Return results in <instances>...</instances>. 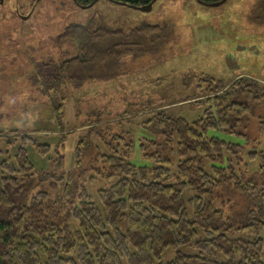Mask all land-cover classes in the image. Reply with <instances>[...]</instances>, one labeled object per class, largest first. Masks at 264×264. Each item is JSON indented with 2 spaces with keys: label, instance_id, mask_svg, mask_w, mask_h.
<instances>
[{
  "label": "trees",
  "instance_id": "1",
  "mask_svg": "<svg viewBox=\"0 0 264 264\" xmlns=\"http://www.w3.org/2000/svg\"><path fill=\"white\" fill-rule=\"evenodd\" d=\"M92 1L75 0L78 5ZM110 1L138 7L156 0ZM164 31L159 25H143L125 34L120 29L90 30L87 25L70 24L58 42H75L78 56L60 64L47 61L35 73L44 89L62 80L81 84L94 77L97 66L118 64L123 51L136 49L139 55L145 54V46L164 38ZM205 79L207 87L198 97L202 101L194 97L181 102L190 104L196 99V105L205 104L203 116L194 121L171 115L169 106L138 111L151 113L147 122L154 136L138 141L150 166L131 162L135 144L131 136L111 133L109 126L98 130L97 120L81 123L91 129L77 141L75 164L89 163L87 170L117 178L110 187L98 189V203L75 183L74 171L41 174L39 181L53 177V188L63 186L55 198L46 191L29 196L36 171L26 145L42 157L51 147L33 139L29 131H13L20 145L13 158L7 156L1 162L0 264H264L260 237L264 232V176L262 180L258 177L264 164L258 174L248 177L228 171L229 163L227 167H205L206 162H223L225 151L237 154L240 150L237 144L206 138V133L213 129L236 133L252 109L264 106V86L247 77L232 83ZM77 129L69 126L60 135L63 138ZM248 155L251 160L258 157ZM62 156L57 160L62 162ZM215 201L220 207L214 206ZM122 220L125 231L120 229ZM240 233L253 239L236 236ZM185 246L196 254L182 252ZM167 249H174L175 255L162 263Z\"/></svg>",
  "mask_w": 264,
  "mask_h": 264
},
{
  "label": "rangeland",
  "instance_id": "2",
  "mask_svg": "<svg viewBox=\"0 0 264 264\" xmlns=\"http://www.w3.org/2000/svg\"><path fill=\"white\" fill-rule=\"evenodd\" d=\"M70 24L87 25L90 30L120 29L125 34L143 25H159L164 27L165 36L155 44L148 43L143 55L136 49L123 51L118 64L97 66L89 81L76 84L62 80L44 89L35 73L39 65L47 61L60 64L78 56L75 42H58ZM242 77L264 86V0H226L218 6L197 0H156L150 11L110 0H98L89 7H81L73 0H3L0 134H7L0 136V174L3 159L13 158L20 145V138L15 139L12 132L29 131L33 139L51 147L48 155L42 157L33 146L26 145L28 159L36 171L29 196L46 191L55 198L63 186L53 188V177L39 181L41 174L74 171L75 183L98 203V189L110 187L117 178H104L87 170L89 163L75 164L77 141L91 129L82 127V122L97 120L98 130L109 126L111 133L131 136L135 140L131 162L150 166L140 153L138 141L154 136L153 127H148L147 122L151 113L139 110L169 106L168 113L191 122L203 116L206 106L196 105V99L190 104L181 102L194 97L203 100L198 97L207 87L204 78L232 83ZM69 126L78 129L62 138L60 132ZM210 137L237 144L240 150L237 154L225 151L223 162H206V168L211 164L227 167L229 163L228 171L238 175L258 174L264 164L259 157H264V106L252 109L236 133L213 129L206 133V138ZM157 141L161 144L159 137ZM60 153L62 162L57 160ZM250 153L258 157L251 160ZM263 176L264 169L258 177L262 180ZM214 206L220 207L218 201ZM120 229L126 230L124 220L120 221ZM260 237L264 241V232ZM180 250L196 254L188 246ZM174 255V249H167L160 262L167 263Z\"/></svg>",
  "mask_w": 264,
  "mask_h": 264
},
{
  "label": "water",
  "instance_id": "3",
  "mask_svg": "<svg viewBox=\"0 0 264 264\" xmlns=\"http://www.w3.org/2000/svg\"><path fill=\"white\" fill-rule=\"evenodd\" d=\"M3 0H0V3H2ZM75 2V0H73ZM98 0H93L90 4L88 5H80L81 7H89V6H92L94 3H96ZM226 0H220L218 2H214V3H210V4H207V3H203L201 1H198L202 4H206V5H213V6H218V5H221L225 2ZM114 2V1H113ZM152 5H153V2L147 4V5H143V6H138V7H135V8H138L139 10L141 11H150L152 9Z\"/></svg>",
  "mask_w": 264,
  "mask_h": 264
}]
</instances>
